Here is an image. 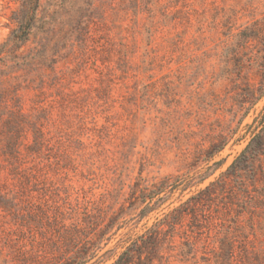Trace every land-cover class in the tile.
I'll use <instances>...</instances> for the list:
<instances>
[{"label":"rangeland","instance_id":"rangeland-1","mask_svg":"<svg viewBox=\"0 0 264 264\" xmlns=\"http://www.w3.org/2000/svg\"><path fill=\"white\" fill-rule=\"evenodd\" d=\"M31 1L0 0V46L37 48L45 14L55 45L0 84V264H114L262 130L264 0ZM260 179L217 188L152 264L225 262L228 241L264 264Z\"/></svg>","mask_w":264,"mask_h":264},{"label":"trees","instance_id":"trees-1","mask_svg":"<svg viewBox=\"0 0 264 264\" xmlns=\"http://www.w3.org/2000/svg\"><path fill=\"white\" fill-rule=\"evenodd\" d=\"M31 2H33V0ZM34 7H39L38 0H34ZM32 16L30 21L36 22V17H33L32 19ZM46 18H48V16L45 14L41 18L37 19L39 22V24L37 23V26H41L40 28L42 32L41 37H38V40L36 41L37 48L29 51L28 53L23 52V54L17 55L15 50L17 51L18 49L24 48L30 39L29 37H19L15 35V33L11 34L9 40L3 46H0V84L8 82L7 76H13L19 71L28 70L37 62H49L55 45L53 41V31L51 30V27H49L50 24L46 22ZM32 27H34V25H32ZM4 46L6 47L5 50L1 51V48ZM12 57L14 60H12ZM259 91L260 96H263L264 72L262 74ZM9 93L10 88H0V110L2 107L8 105L7 103L9 102ZM263 160L264 126L262 130L252 139L242 154L233 162L228 172L223 176L222 179L213 183L199 195L192 198L185 206L180 207L174 210L171 214L167 215L156 226L149 230L145 236H142L126 252H124L114 264H143V257H145V259L150 261V264H152L155 258H157L163 241L166 239L165 237H167L169 233H175L177 226L182 222L185 216L189 214L196 216L197 204L215 198L217 194L215 191L217 188H221L222 191L224 188L226 189V185L229 181H231L233 184H237L236 190H233V196H238L239 193H249L247 181L249 179H253L254 182H259V180H261L260 177L264 178ZM248 174L251 175L249 179L247 178ZM262 196H264V194ZM191 204H193V206ZM221 250L222 253L226 255V259L225 262L219 260L218 264H233L236 252L235 242L228 241L223 243ZM244 250L246 253V248H244ZM78 263L79 262L76 258H71L65 260L62 264Z\"/></svg>","mask_w":264,"mask_h":264}]
</instances>
